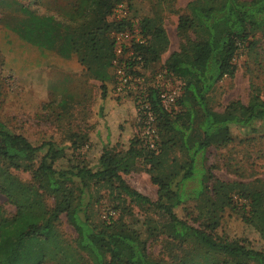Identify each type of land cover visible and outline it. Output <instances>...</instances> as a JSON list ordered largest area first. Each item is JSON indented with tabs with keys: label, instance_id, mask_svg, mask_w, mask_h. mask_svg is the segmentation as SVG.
<instances>
[{
	"label": "trees",
	"instance_id": "trees-1",
	"mask_svg": "<svg viewBox=\"0 0 264 264\" xmlns=\"http://www.w3.org/2000/svg\"><path fill=\"white\" fill-rule=\"evenodd\" d=\"M11 1L6 6L20 16L9 27L19 39L37 49L42 57L52 51L63 58L75 55L86 72L101 82V114L108 109L104 106V83L109 79L117 102L111 100L113 110L99 125L92 121L90 132H71L65 143L48 139L35 145L0 119V193L14 206V212L8 214L0 205V264H48L52 260L53 264H84V258L91 264H164L149 253L144 232L124 217L126 202L161 215L160 232L164 237L188 248L186 257L177 264H264L261 181H221L212 173V164H208L211 148L264 137V95L259 84L250 82L246 102L231 100L222 111L210 103L215 86L224 78L234 77L238 55H249L257 47V32H264V0H246L232 11L226 6H196L193 12L179 16L178 29L193 28V17H198L209 32L194 30L187 34L153 80L132 91V105L129 103L128 115L122 116L114 109L119 102H127L124 100L128 96L114 94L113 74L110 76L108 70L114 44L110 32L128 29L140 35L142 42L132 39L131 46L132 72L140 71L133 66L143 67L149 60H158L168 43L164 31L152 25L151 17L131 16L125 0H59L55 7H66L65 19L55 10L41 14L23 0ZM121 2L127 6V16L120 21L110 19L113 8ZM224 21L229 28L216 36L214 29ZM253 61L259 68V60ZM168 81L179 90L165 107L160 93L166 90ZM144 111L153 115L156 137L152 138V147L148 136L142 134ZM117 144L124 150L117 149ZM89 145L99 148L94 160L74 162L78 147ZM176 150L179 159L172 158L166 168L167 154ZM65 157L70 163L57 167L56 162ZM22 158L30 160L28 168L36 165L35 173L48 176L52 193L46 185L22 182L11 173L10 168H22ZM141 170L149 173L157 186L155 200L135 189L123 176ZM191 180H197V185L188 188ZM91 184L108 187L114 198L111 207L103 209L99 224L88 213ZM46 196L51 197V203ZM181 203L190 207L188 215L196 213L197 225L174 212ZM116 210H120L117 216ZM226 211L255 230L262 246L255 248L248 240L218 234L216 230ZM61 215L76 234L71 245L62 246L59 240L56 226ZM155 228L158 231L155 226L151 234Z\"/></svg>",
	"mask_w": 264,
	"mask_h": 264
},
{
	"label": "rangeland",
	"instance_id": "rangeland-1",
	"mask_svg": "<svg viewBox=\"0 0 264 264\" xmlns=\"http://www.w3.org/2000/svg\"><path fill=\"white\" fill-rule=\"evenodd\" d=\"M130 6V13L135 16L151 17L152 25L158 26L164 31L168 39L167 47L162 51L158 60H149L147 65H134L140 71L132 72V55H127L129 49L124 50L123 59L120 62L125 64V70L131 78V84L135 88L145 87L149 84L156 72L160 71L162 64L169 54L177 50L179 44L186 39V35H191L192 31L208 33V28L198 17H193V28L178 29V17L194 11L196 6H213L221 9L224 6L230 11L246 0H125ZM4 0L0 3V119L15 133L24 135L30 142L37 145L44 140H55L58 143H65L69 139L71 132L88 133L94 124H100L101 120L110 115L111 100L117 99L111 92L112 79L104 83L106 89V114H101V82L86 72L84 65L80 64L76 56L63 58L55 51L50 52L46 57H42L37 49L19 39L14 31L9 27L20 16L14 8H8ZM29 7L38 13L58 12L62 18H66L68 13L66 7H55L59 0H23ZM198 7V8H199ZM160 19V21L158 20ZM7 23V24H6ZM229 24L221 22L215 29L214 34L220 35V31L229 28ZM113 31L110 36L113 40ZM257 47L249 52V55L240 53L237 58V70L233 78H224L216 86L211 95V105L217 111H222L224 106L231 100L239 99L246 102L249 93L250 82L259 84L264 95V32H257ZM164 43L163 37L160 38ZM132 50V49H131ZM113 45V57L111 66L108 68L109 75L113 74V88L115 86L114 67L112 61L115 59ZM260 62L257 68L253 59ZM170 86L175 83L169 82ZM135 90V89H133ZM132 88L124 94L127 95V102H119V106L114 110L119 116L128 115V108L132 105ZM114 94H119L114 89ZM130 95V96H129ZM130 101V102H129ZM110 104V106H109ZM129 106V107H128ZM122 109L124 111H122ZM98 111V113H97ZM132 114V111L131 113ZM93 121V123H92ZM237 133V131H235ZM118 146V147H117ZM116 148L124 150L123 145L117 144ZM98 146L78 147L73 159L78 161L83 159L87 162L94 160V155L98 154ZM248 153V154H246ZM179 152L172 151L167 154V165L172 164V158L179 159ZM181 160V159H180ZM30 160L22 158L19 160L22 168L11 173L20 181L25 183L46 185L51 192L50 180L46 174L35 173L36 165L33 168L27 167ZM70 163L67 157L56 162L57 167H65ZM208 164H212V173L221 181H241L248 183L254 178L261 181L264 188V137L256 138L253 141L238 142L222 148H211L208 154ZM5 166V165H4ZM125 180L139 192L155 200L157 197V186L151 182L150 175L145 170L131 171L123 174ZM197 180H191L187 184L188 188L197 185ZM49 185V187H47ZM74 186V185H72ZM240 186V185H239ZM107 188V189H106ZM91 184L89 192L91 194L88 213L93 222L101 223V214L104 208L111 207L112 195H109L108 187ZM52 193V192H51ZM55 195V194H54ZM57 194L56 196H59ZM87 197V196H86ZM58 198V197H57ZM98 199V201H96ZM47 202L51 203V197L46 196ZM117 201L116 199L114 200ZM0 205L8 214L14 212L11 205L0 193ZM126 206L122 209L124 217L132 221L135 228L144 232L147 239L149 253L158 259H162L164 264H177L186 257L187 249H183L176 242L169 241L160 232L161 215L151 208L139 207L132 203H123ZM190 207L181 203L174 209L178 217L188 220L189 223L197 225L194 220L196 213L188 215ZM120 210H116V216ZM133 213V214H132ZM221 220V225L216 230L218 234L227 235L229 238H241L248 240L249 244L255 248L262 246L258 233L247 226L240 218L226 211ZM131 223V225H132ZM155 228L153 234L151 230ZM59 240L62 246L73 244L76 236L73 228L66 222L64 215L57 221ZM84 264H91L86 258ZM179 261V262H178ZM48 264H53V260ZM231 264V263H228ZM257 264V263H250Z\"/></svg>",
	"mask_w": 264,
	"mask_h": 264
},
{
	"label": "built area",
	"instance_id": "built-area-1",
	"mask_svg": "<svg viewBox=\"0 0 264 264\" xmlns=\"http://www.w3.org/2000/svg\"><path fill=\"white\" fill-rule=\"evenodd\" d=\"M128 14L127 6L125 3H118L113 8L112 13L110 14V19L120 21L124 19ZM113 35V45L116 58L112 61V66L114 67V78H115V86L114 89L119 94H124L128 89L132 88L136 89L131 84V78L129 74L125 70V64L120 62L119 59H123V52L126 49L131 48L132 46V39L136 42H142L140 35L132 33V30L122 29V30H115L112 33ZM132 49V48H131ZM129 50L127 55H132L133 50ZM161 73H157V77H160ZM179 87L178 86H170L166 87V90L160 93V99L163 106L168 107L170 103H172L178 93ZM147 107V104L144 105L143 108ZM144 125L142 128V134L147 135L150 139V147L153 146L152 138L156 137V129L154 126L153 115L150 111H144Z\"/></svg>",
	"mask_w": 264,
	"mask_h": 264
}]
</instances>
